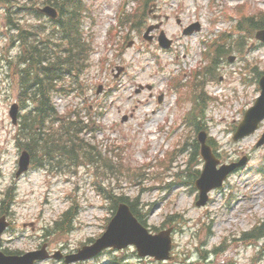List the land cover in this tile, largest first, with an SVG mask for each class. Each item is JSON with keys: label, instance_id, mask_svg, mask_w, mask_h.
<instances>
[{"label": "rangeland", "instance_id": "1", "mask_svg": "<svg viewBox=\"0 0 264 264\" xmlns=\"http://www.w3.org/2000/svg\"><path fill=\"white\" fill-rule=\"evenodd\" d=\"M86 2L91 17L85 31L94 34L95 42L91 67L84 77L85 98L72 94L56 98L55 103L61 114L79 108L85 118L87 106L103 114L95 118L106 127L96 135V141L104 151L113 147L115 154H121L115 159L120 163L115 164L122 179L106 180L105 175L101 183L91 170L96 165L78 169L66 166L62 170L36 168L16 177L21 151L9 110L19 92L13 79L17 78L14 63L19 49L11 48L4 8L0 6V217L10 222L3 249L19 254L61 250L64 254L61 261L38 264H264V242L249 245L241 241L244 233L264 219V145L257 146L264 121L253 134L233 140L245 112L260 96L259 80L264 77V43L256 40L255 31L235 32L234 26L242 17L263 14L264 0H152L148 13L141 14L140 30L123 25L113 47L108 45L109 31L121 0ZM139 4L130 0L127 11L133 13ZM225 15L232 21H225ZM196 23L201 24L199 31L183 34L186 27ZM152 24H161V28L152 33L156 37L150 43L144 35ZM160 30L174 40L172 49L159 46ZM224 33L229 35L214 65L219 82L208 83V73L199 79L207 82L197 94L217 99L208 106L202 121L207 130L202 132L213 141L221 164L247 161L223 187L210 194L205 206L199 207L193 179L204 162L193 146L198 132L186 123L193 101L192 90H185L193 81L191 71L197 68L203 72L209 66L203 41L221 38ZM120 46L123 49H118ZM117 68H124L122 77L115 78ZM174 77L183 81L179 78L173 85ZM100 86L105 92L97 95ZM183 92L184 104L179 108ZM184 145V153L173 155L174 161L161 165V159ZM159 161V166L148 168ZM100 188L102 192L111 188L114 195L138 202L140 218L150 229L176 226L173 260L162 263L155 257L140 259L136 250L128 247L74 262L73 256L78 260L85 246L94 247L92 244L106 232L115 215L113 201L106 200ZM8 191L14 206L6 212L1 205ZM70 209L73 228L65 232L60 223ZM172 216L174 220L169 222Z\"/></svg>", "mask_w": 264, "mask_h": 264}, {"label": "trees", "instance_id": "2", "mask_svg": "<svg viewBox=\"0 0 264 264\" xmlns=\"http://www.w3.org/2000/svg\"><path fill=\"white\" fill-rule=\"evenodd\" d=\"M45 1L46 4L55 6L60 12V18L54 24L60 29V37L66 36L63 37V40L58 39L61 41L60 45L51 40L52 35L45 36L44 40L47 45L52 42L60 49L58 55H51L48 47L40 46L39 34L30 29H21L20 38L27 50L19 60L23 69L19 71L20 67L17 66L21 87L20 101L23 106L28 105L31 109L21 122V127L25 129L29 137L28 144L25 146L34 159L40 155V160L36 165H43L45 156L48 159L57 157V160L64 161L67 159L77 160L82 154L84 159L90 163L98 166L103 165L106 169L109 168L112 173H118V167L111 160L104 158L97 147L92 146L86 138L82 137L86 130L100 129L98 127L91 128V124L86 125L84 121H80V118L75 121H62L54 104V96L58 92V82H62L63 77L67 75L74 77L75 74L77 76L83 74L89 60L90 50L83 39L80 27L83 5L80 0ZM0 2L11 3V0H0ZM75 4H77L76 11L73 10L76 8ZM251 22L254 28L264 26V21L261 23ZM34 36L35 38L32 39ZM70 44L72 50H67L65 47ZM28 99L31 102H27ZM52 125H54L53 127L59 126L57 134L55 131L48 130L52 128ZM200 125L201 123H198L197 127L199 128ZM47 132L51 135H47ZM40 152L42 153L40 154ZM108 195L113 200L115 210L120 204L127 203L135 216L144 224L145 221L140 218L141 210L138 202L132 203L124 196L118 197L112 195L111 192H108ZM12 202L8 195L7 200L2 202V209L9 210ZM71 219L69 216L66 217L61 224L63 230L69 231ZM241 241L249 245H256L260 241H264V219L251 232L244 233Z\"/></svg>", "mask_w": 264, "mask_h": 264}, {"label": "water", "instance_id": "3", "mask_svg": "<svg viewBox=\"0 0 264 264\" xmlns=\"http://www.w3.org/2000/svg\"><path fill=\"white\" fill-rule=\"evenodd\" d=\"M44 12L53 18L57 17L55 10L52 8L47 7ZM258 38L264 41V33L260 34ZM160 39L165 47L170 46L171 43L166 40L165 36H162ZM260 84L263 91L262 97L259 98L256 106L247 113L245 122L240 126V130L237 133L235 140L244 138L245 136L254 133L258 128L259 123L264 120V78L261 80ZM17 112L18 108L14 106L11 113L14 119L16 118ZM200 141L202 143V155L207 162L205 172L201 180L197 182V187L201 191V201L199 205H203L208 199L207 193L214 188L221 187L228 174L243 163L229 167L224 166L221 170L217 171L216 168L219 162L215 159L211 149L206 145L205 134L200 136ZM263 143L264 137L260 144ZM28 165V155H24L21 160V168L18 175L26 171L28 169ZM7 226L8 224L6 223L5 218L1 219L0 244L1 235ZM171 234L172 229L160 232L157 235L151 234L148 229L138 222L128 206L121 205L115 218L111 222L107 233L94 247L86 248L85 251L81 253L80 259L92 257L108 247L123 249L129 245H136L141 257L154 256L158 260H168L171 259ZM44 258L45 256L42 253H30L24 257H6L0 252V264H33L35 260Z\"/></svg>", "mask_w": 264, "mask_h": 264}]
</instances>
